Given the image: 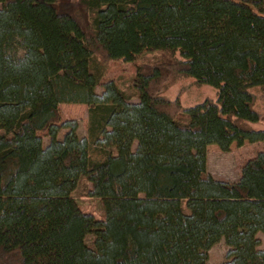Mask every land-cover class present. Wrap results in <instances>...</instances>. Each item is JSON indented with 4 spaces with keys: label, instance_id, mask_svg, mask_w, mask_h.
I'll return each mask as SVG.
<instances>
[{
    "label": "trees",
    "instance_id": "obj_1",
    "mask_svg": "<svg viewBox=\"0 0 264 264\" xmlns=\"http://www.w3.org/2000/svg\"><path fill=\"white\" fill-rule=\"evenodd\" d=\"M147 53L167 62L133 95L96 93L106 62ZM167 73L215 100L181 108L152 91ZM253 89L264 0H0V264H208L221 240L222 264H264V151L235 182L207 169L210 146L264 144ZM60 104L87 107V138ZM82 179L99 218L73 198Z\"/></svg>",
    "mask_w": 264,
    "mask_h": 264
},
{
    "label": "rangeland",
    "instance_id": "obj_2",
    "mask_svg": "<svg viewBox=\"0 0 264 264\" xmlns=\"http://www.w3.org/2000/svg\"><path fill=\"white\" fill-rule=\"evenodd\" d=\"M167 62V58L160 53H147L136 60L135 63H123L120 61H108L106 62V68L101 82L96 87V93L102 92V85L106 82L113 81L115 84L128 95H133V78L136 75L137 70L146 68L147 70L151 66L162 64L163 61ZM41 91L42 95L48 92V88L44 87ZM153 92L159 93L165 99L175 102L181 108H188L195 104L202 103L205 100H215L216 90L214 83L205 86H197L192 79L182 78L173 79V75L170 73L165 74L161 83L152 87ZM252 93L255 96L254 109L264 116V97L259 89H253ZM135 102V98L130 99ZM59 109V123L60 125L66 121L75 122L77 125L76 134L81 138H87V107L85 105L74 104H60ZM208 114H212L209 110ZM254 129H264V121L252 126ZM65 130H61L58 134V139H61V135ZM44 146L49 143V138L45 133L40 134ZM264 151V144L244 143L243 146L237 147L234 144L230 147L226 153L221 152L216 146H210L207 150V169L211 176L219 181L235 182L239 176L241 167L249 159L253 158L258 152ZM91 190L90 184L84 179L80 180L73 198L80 208L91 213L96 218L102 216V206L98 199L88 197V191ZM260 240V249H264V235L258 234ZM89 246H91L92 238L86 239ZM228 248L221 240L215 244L208 251V264H222L225 261V256Z\"/></svg>",
    "mask_w": 264,
    "mask_h": 264
}]
</instances>
